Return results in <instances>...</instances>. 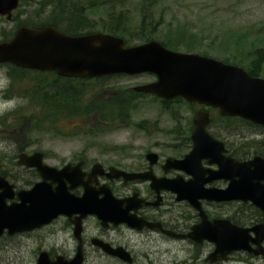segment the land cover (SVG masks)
I'll list each match as a JSON object with an SVG mask.
<instances>
[{
  "label": "rangeland",
  "instance_id": "374dc122",
  "mask_svg": "<svg viewBox=\"0 0 264 264\" xmlns=\"http://www.w3.org/2000/svg\"><path fill=\"white\" fill-rule=\"evenodd\" d=\"M110 1L20 0L13 19L0 15V42L11 39L23 26L21 22L29 20L38 25L59 19L66 23L74 21L66 14L71 12L81 16V8L94 22L93 27H85L83 32H107L106 28L112 27L108 22H114L109 14L116 9L124 12L130 26L113 27L119 28L118 33L125 34L130 44H139L142 43V26L139 25L142 14L148 11L153 14L154 22L162 24L154 28L157 33L151 36L153 39L162 41L169 32L184 30L187 36L194 37L196 52L203 54V51H208L209 54L203 55L223 61L227 56L225 49L231 43L234 51L232 41L239 36L246 34L249 39L264 38V0ZM179 50L187 51L183 46ZM11 65L0 64V72H6L11 80L2 95L5 99L18 97L23 103L14 111L0 116V175L6 176L14 187H26L34 179L25 166L18 164L17 156L21 151H42L47 157L45 161L55 167L72 161L80 151L90 152L92 161L128 167L131 165L129 156L141 155L142 151L155 144L176 145L168 135L175 127L173 120L190 118L195 110L184 101L176 100L163 107V102L154 94L135 90L136 86L156 79L148 73L65 79L56 77L51 71L18 70ZM262 70L260 76L264 77V65ZM55 98L57 103L54 104ZM233 117L225 116L235 119ZM212 118L219 119L218 114L213 112ZM105 119L113 122L106 124ZM229 124L237 130L235 134L240 133L235 136L236 141L243 143L247 156L264 151V126L243 119L229 121ZM210 210L216 214L223 213V208L217 206ZM245 212L247 225L251 219L259 220L261 217L259 209L254 206L246 205ZM58 226H63V223L58 222ZM126 241L138 245L136 264H264V256L247 252H235L225 261L211 263L207 256L215 245L210 241L191 245L186 240H162L154 235L130 233L126 235ZM40 246L75 252L73 236L66 230L42 236L35 233L31 236L11 235L0 241V264H37L42 251L38 250ZM85 254L87 264L133 263L121 258L124 263L113 260L91 246L86 248Z\"/></svg>",
  "mask_w": 264,
  "mask_h": 264
},
{
  "label": "water",
  "instance_id": "95a60500",
  "mask_svg": "<svg viewBox=\"0 0 264 264\" xmlns=\"http://www.w3.org/2000/svg\"><path fill=\"white\" fill-rule=\"evenodd\" d=\"M19 4L20 0H0V15L10 20ZM4 62L30 69L56 70L59 75L81 78L150 72L157 79L138 85L135 90L154 93L167 100L183 97L190 103L199 102L219 108L222 115L238 116L264 125V77L253 76L242 66L228 64L200 53L170 49L156 39L127 45L124 38L103 32L71 35L51 25L39 29L22 26L17 29L13 38L0 42V63ZM209 118L208 111L196 113V131L193 135L195 147L186 156L187 160L198 157L202 150L200 142L204 136L213 139L205 131ZM43 156L40 151L33 154L21 152L18 155L19 164L37 168L44 177L42 182L36 183L30 190L19 191L20 203L7 204V199L15 197V191L7 178L0 175V236L5 228L13 234L48 223L60 214L78 212L74 207L82 210L79 220L88 213H93L102 223L117 221L118 214L114 208L122 201L113 195L110 188L99 200L93 199L88 189L82 197H75L69 192L65 181L61 180V176H66L71 182L69 187L74 188L82 183L84 172L79 171L81 164L74 167L67 164L59 169L46 164ZM101 167L102 164H95L90 174H103ZM245 172L246 188H242L246 195L243 198L253 201L264 211V184L261 183L264 180V157L256 155L248 160ZM193 173L196 171L193 170ZM107 174L111 178L124 177L125 181L139 176L138 173H130L114 166L110 167V173ZM55 175L59 176L54 180L58 185L52 189L46 180ZM226 192L227 190L210 189L207 197L216 200L229 199L223 195ZM197 198L188 196L201 210L203 217L202 222L193 228L192 238L196 242L208 240L215 244L214 251L207 257L209 261L226 259L233 251L264 255V221L251 227H239L228 219L210 221ZM125 219L126 217L123 218ZM96 241L107 253L128 263L133 261L124 247L115 248L97 239ZM82 262L83 254L79 249L70 260L63 256L53 260L47 252L42 251L37 264Z\"/></svg>",
  "mask_w": 264,
  "mask_h": 264
},
{
  "label": "flooded vegetation",
  "instance_id": "af4514ba",
  "mask_svg": "<svg viewBox=\"0 0 264 264\" xmlns=\"http://www.w3.org/2000/svg\"><path fill=\"white\" fill-rule=\"evenodd\" d=\"M127 90L131 91V89ZM120 92L118 91V93ZM168 105L164 103L163 107H168ZM188 106L195 108L192 116L184 120H173L175 127L168 134L176 145L164 146V144H155L142 151L141 155H136L137 157L129 156L131 165H128V167H117L100 163L99 161H92L88 151L76 153L75 157H72L73 160L67 162L71 163L73 167L81 164V170L79 171L80 173L84 172L81 178L82 183H79L74 188L69 187L71 182L66 176H61V180L65 181L69 192L75 197H82L88 189L92 198L99 200L105 196V191L110 188L113 195L122 201L117 203L114 208L118 214L116 222L108 221L106 224L102 223L99 217L93 213H88L79 220V217L82 216V210L74 207V209L79 211L73 212V214L58 215L50 222L32 230L10 234L9 229L5 228L0 241L11 235L31 236V234L35 233L38 236H42L45 233L53 234L57 231L63 232L66 230L73 236L75 252L68 253L64 249L59 251L52 246H40L38 250L47 252L53 260L58 256L66 257L69 260L80 249L83 254L82 264H87L85 250L88 246H91L93 250L101 252L102 255L123 262L117 256L107 253L102 245L97 244V239L115 248L124 247L133 257L132 264H136V248L138 245L132 241H126L128 233L139 236L143 234L154 235L162 240H186L191 245H198V242L192 238V232L195 225L202 222L203 217L200 209L188 199L189 195L198 197L197 202L200 203L201 208L211 221L225 218L239 227L252 226L263 221L264 213L258 208L260 219H251V223L247 225L245 206L256 207L257 205L253 201H246L243 198L246 192L242 187L246 188V162L256 155L264 157V151L255 152L253 155L247 156V153L243 151V143L240 140L236 141L235 136L240 135V133H234L237 130L233 125L229 124V121H239L241 118L233 117L235 119H227L220 114L218 108L204 104L190 103ZM198 111H208L210 113V118L205 125V131L213 139L210 140L204 136L200 142L202 150L200 154L198 153V157L187 160L186 156L195 147L193 135L196 131L195 116ZM213 112L218 114L219 119L212 118ZM112 122L107 119L104 120L106 124H111ZM27 153L32 154L35 151ZM46 158L44 154V160ZM169 159L172 160L168 162ZM98 163L102 164L103 167L100 168V171L104 173L91 175L94 165ZM111 166L124 169L130 173H138L139 176L128 181H125L124 177L111 178L107 174L110 173ZM25 167L31 172V177H34V179L29 181L25 185L26 187H17L16 185L14 187L16 188V195L14 199L7 200V203H20L19 191L31 189L36 183L44 180L38 169ZM193 170L196 171L195 174ZM114 173L117 172L114 171ZM58 177V175H55L53 178L47 179V185H51L54 189L58 184L54 180ZM261 183L264 184V180ZM190 189L193 191L190 192ZM210 189L227 190L223 195L229 197V199H209L208 192ZM90 195L89 197H91ZM216 206L223 208V213L216 214L210 210ZM124 217H126L125 220H123ZM58 222H62L63 226H58ZM72 254H74L73 257H71Z\"/></svg>",
  "mask_w": 264,
  "mask_h": 264
},
{
  "label": "trees",
  "instance_id": "16d2710c",
  "mask_svg": "<svg viewBox=\"0 0 264 264\" xmlns=\"http://www.w3.org/2000/svg\"><path fill=\"white\" fill-rule=\"evenodd\" d=\"M110 2H114V1L111 0ZM58 4L62 5L63 3H58ZM121 5L123 6L124 4L122 3ZM84 12H85L84 9L81 8L79 11V13L82 14L81 16H79L78 14L71 13V12L67 13L66 15L69 18H72L74 21H66V23H62L59 19H53L49 21L48 23L43 22L38 25L33 24L29 20H26L25 22H21L20 24H22L23 26L31 27V28H41L46 25H53L73 35H79L83 33L97 31V30H90L87 32L82 31L83 28L85 27L91 28L94 26V22L89 20ZM109 15H110V19H112L114 22H108V24H110L109 26H112V27L106 28L107 32L123 36L124 38H126L127 43L130 44L131 41L129 40V38H127L125 34L118 33V31L120 30L119 28L113 27V26H130L128 17L124 14V12H117L116 9L113 10ZM141 19L142 21L139 25V26H142L141 27V33H142L141 42L153 39L154 37H151V36L157 33V31L155 30L156 27L162 24H159L160 22H154L153 14H150L148 11H145V13L142 14ZM20 24L18 26H20ZM150 26H153V28H150ZM241 36L243 37L239 36L237 39L232 41L234 45V51H232L231 43L228 45V49H225V51L227 52V56L224 59V61L228 63L244 65V67L248 70V72L251 75L258 76L262 73L263 71L262 68L264 65V38L255 37V38L249 39V36L246 34L241 35ZM244 37H245V41H244ZM193 38L194 37L192 36H187L184 30L181 31L180 29H178L176 30L175 33L169 32L163 39H161L162 40L161 42L169 48L172 47V48H176L179 50L181 46H183L187 51H195L197 50V48H194L196 43L194 42ZM202 53L209 54L208 51H203ZM11 67L13 69L22 70V68L15 67L13 65H11ZM54 74L56 77H58L55 72ZM87 79H90V78H87ZM59 95H61V93H59ZM179 101H182V99L179 98ZM55 102H56V98H55L54 104ZM48 103L50 102L48 101Z\"/></svg>",
  "mask_w": 264,
  "mask_h": 264
},
{
  "label": "clouds",
  "instance_id": "9594fccd",
  "mask_svg": "<svg viewBox=\"0 0 264 264\" xmlns=\"http://www.w3.org/2000/svg\"><path fill=\"white\" fill-rule=\"evenodd\" d=\"M10 83L11 80L7 76L6 72H0V116H3L8 112L14 111L18 106L23 103V101L18 97L5 99L2 95L7 90V87Z\"/></svg>",
  "mask_w": 264,
  "mask_h": 264
}]
</instances>
